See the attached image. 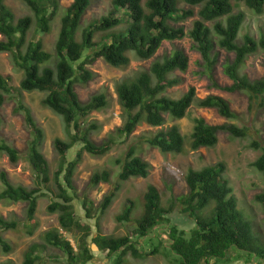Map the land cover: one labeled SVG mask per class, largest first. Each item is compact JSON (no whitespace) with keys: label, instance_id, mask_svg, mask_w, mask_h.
<instances>
[{"label":"trees","instance_id":"16d2710c","mask_svg":"<svg viewBox=\"0 0 264 264\" xmlns=\"http://www.w3.org/2000/svg\"><path fill=\"white\" fill-rule=\"evenodd\" d=\"M22 1L32 15L17 19L5 0H0V35L3 36L0 40V54L8 53L14 67L24 73L18 88L11 85V77L0 74V108L6 95L17 100L15 112L23 113L31 134L27 160L34 172L37 187L29 189L15 186L5 171L0 173V203H26L25 219L0 216V248L3 253H11L13 247L2 234L17 231L23 225L26 234L33 236L38 228L35 221L38 200L51 194L53 198L48 212L58 215L59 227L43 234L44 243H34L28 248L24 264H48L51 259L63 264H88L95 261L91 245L107 253L109 264H127L128 256L144 260L158 254L171 256L173 264H218L231 262L236 253L246 257L243 260L247 264H263L264 240L256 232L254 221L251 224L238 209V200L224 175L222 165L190 169L186 175L187 194L173 198L168 208L162 206L157 188L149 185L143 197L140 216H134L136 205L133 201L116 216L118 223L131 229L130 234L122 237L104 235L101 221L121 190L119 182L147 179L150 175L151 164L139 157L135 148L131 147L124 159L115 161L121 167L117 182H112V173L107 169L95 172L90 178L89 189H95L102 183L110 184V190L98 207L87 196L82 200L87 219L97 220L96 233L90 224L85 225L79 221L74 206L77 197L74 175L82 162L83 153L97 158L104 157L115 143L114 134L101 143L92 139L100 126L96 122H88V117L93 112L107 108L108 100L101 93L93 95L86 103L81 102L76 86L89 84L95 78L94 72L87 66L101 58L114 68L124 69L132 61L131 54L141 61H148L155 57L164 42L189 37L193 40V49L202 57L203 74L209 77L212 85L228 93H247L250 110L253 111L258 104L264 107V79L252 81L241 70L250 56L264 51V36L256 39L248 33L240 40L246 21L245 13L234 11L236 7L233 0H112L115 12L122 11L126 21L116 17L114 12L95 19L84 28L82 40L78 41L81 22L94 0H73L62 17L54 52L56 62L52 67L47 65L54 54L45 50L43 40L38 35L50 33L51 23L59 8L58 1ZM236 1L243 3L258 16L264 13V0ZM197 7L200 9L195 12ZM196 15L200 19L194 21L193 27L186 31L181 24ZM34 23L37 35L29 40V32ZM122 25H126V28L114 31ZM98 33L106 35L100 42H94ZM216 48L235 55L232 62L228 60L224 65L225 74L233 82L230 86L221 87L214 81L213 71L218 61ZM188 66L187 54L177 49L162 61L153 62L148 70L139 72L137 77L135 75V78L117 83L116 94L124 113L123 125L117 129L118 135L129 137L138 127L146 124L159 128L147 138L152 148L164 155L184 154L187 149L185 137L179 126L166 127L169 119L185 118L189 109L196 104L203 109L216 110L226 120H238L240 115L221 96L209 95L200 99L195 88H190L176 99L167 94L170 89L182 83V79L175 75L176 72H186ZM32 92L46 94L42 105L61 116L69 131V142L59 138L54 141L59 155L58 170L54 172V177H51L49 162L42 152L43 129L24 102V93ZM220 132L244 139L250 129L227 123L210 125L204 118H196L190 149L197 151L214 148L218 144ZM77 145L81 149L76 158L69 161V151ZM250 148L261 152L252 166L264 178V141H252ZM0 154L7 155L13 164L21 159L20 151L2 139ZM255 201L264 212V193L257 194ZM213 202L215 206L204 214ZM177 206L194 223L189 234L180 230L169 217ZM62 231L74 237L77 249L61 234ZM143 239L159 242L146 251L141 245ZM48 247L59 250L63 257L50 258L52 256L43 254ZM240 259L241 256L238 257Z\"/></svg>","mask_w":264,"mask_h":264},{"label":"rangeland","instance_id":"374dc122","mask_svg":"<svg viewBox=\"0 0 264 264\" xmlns=\"http://www.w3.org/2000/svg\"><path fill=\"white\" fill-rule=\"evenodd\" d=\"M59 8L57 15L51 23V31L47 34L38 35L43 40L45 50L54 54L55 46L59 37L62 25V17L65 11L71 6L73 0H57ZM6 5L15 13L16 18L31 16L32 12L22 0H5ZM236 7L235 12L242 11L246 15V21L240 34V40L244 35L250 34L256 39L264 36V13L256 15L248 9L243 3L233 0ZM189 8V7H187ZM199 7L195 8V12L199 11ZM53 7H51V11ZM115 13L118 18H123L122 11L115 12L112 0H94L90 9L84 16L80 29L77 33V40H82V32L88 24L104 16ZM200 19L198 15L184 21L183 25L186 31L193 27V22ZM126 25L116 28L114 31L119 32L125 29ZM37 35L36 24L34 23L29 32V40ZM106 34H96L94 42H100ZM3 36L0 35V40ZM193 40L186 37L175 42H164L154 58L148 61H141L131 54L132 59L130 65L124 69H118L110 66L103 59L96 61L87 67L94 72L95 78L89 84H78L76 91L81 102L86 103L93 95L103 93L108 100V107L100 112H93L88 117V122H96L100 129L92 135V139L101 143L109 135H115V143L112 150L104 157H92L88 153H83L82 162L78 166L74 175V185L77 188V197L74 199L76 217L82 224H90L94 230L97 220L87 219L86 212L82 207V200L87 196L95 207H98L103 197L110 190V184L102 183L95 189H89L88 183L91 176L98 171L104 169L110 170L112 173V182L118 181V175L121 167L115 164L117 159H124L128 150L132 147L136 149V153L143 160L149 162L152 166L150 175L147 179L138 178L131 179L127 182L120 183L121 190L118 196L107 210L101 221L102 233L106 236L122 237L131 229L125 228L124 225L116 221V216L123 212L130 201L136 205L134 216L138 217L143 211L144 194L149 185H153L160 193L162 206L168 208L172 199L188 192L186 183V175L190 169L200 170L204 167L222 165L224 167V175L229 180L233 188V194L238 200V209L244 217L252 224L254 221L255 230L264 240V212L261 205L256 203L255 196L264 193V178L253 166V162L257 160L261 152L250 148L251 142L254 140L264 141V107L256 105L253 111L250 110V98L247 93L237 92L228 93L226 91L216 89L207 75L203 74L202 57L193 49ZM182 49L189 58V66L186 72H176V76L182 79V83L170 89L168 95L174 99L181 97L190 88H195L197 97L204 99L209 95H216L229 101L231 108L240 115L238 120H226L221 117L214 109H203L194 104L188 111L185 118L180 120L169 119L166 127L177 125L180 127L185 137L187 149L184 154H162L159 150L152 148L147 143V138L155 134L159 128H152L146 124L138 127L136 131L129 137L119 136L117 129L122 127L124 122V113L116 94V85L120 81L127 78L137 77L139 72L148 70L153 62L162 61L166 56H170L175 50ZM218 53V61L214 67L213 78L221 87L232 85V80L225 74L224 65L229 60L232 62L235 55L221 48H216ZM90 52H87L88 54ZM50 64L47 66L54 67L56 62V54L53 55ZM138 73V74H137ZM241 73L246 75L250 80L264 79V51H260L250 56ZM0 74L4 77H11V85L18 88L24 76V73L17 70L8 53L0 54ZM134 77V78H135ZM46 96L45 93L32 92L24 93V102L32 110L33 116L37 124L43 129L44 143L42 152L49 162L51 169V177L58 170L59 155L55 150L54 141L59 138L69 142V131L63 118L50 109L42 105V100ZM17 100L13 96L6 95L5 102L0 108V139L4 140L11 146L20 151L21 159L18 163L13 164L7 155L0 154V173L5 171L10 182L15 186H24L29 189L36 188V178L32 170L31 164L27 160V146L31 140L30 131L26 125L23 113H16ZM196 118H204L210 125L236 124L239 127L246 126L250 129L249 135L244 139L231 137L228 133L220 132L218 134V144L211 149L202 148L197 151L190 149L191 134L195 126ZM71 132V131H70ZM80 145L75 146L69 151L68 159L72 161L76 158ZM53 179V178H52ZM0 180V191L2 190ZM54 188V187H53ZM52 195L40 197L36 213V227L33 236L26 234L23 225L19 226L17 231H8L3 233V237L12 245V252L4 254L0 248V264H24V256L28 248L34 244L44 243L42 236L45 232L59 227L58 215L48 212V206L52 203ZM213 202L204 214H207L213 207ZM181 207L176 209L169 216L173 224L177 225L180 230H185L188 234L194 227V223L181 213ZM26 203H0V216L13 219L17 217L25 219ZM131 225V224H129ZM131 228V226H130ZM61 231V230H60ZM97 230L95 231V233ZM61 234L71 241L75 249L76 240L70 234L62 231ZM91 242V241H90ZM157 241H141L146 251L150 250L152 245H156ZM91 249L95 255V261L88 264H109L110 259L107 253H103L96 246L91 245ZM50 258L63 257L62 253L54 248L48 247L44 253ZM56 256V257H55ZM241 256L242 259L238 260ZM241 253H236V257L232 258L229 263L218 264H247ZM173 258L168 255L158 254L151 255L147 259H134L127 257V264H173ZM63 262V261H62ZM48 264L56 263L53 259ZM264 264V263H263Z\"/></svg>","mask_w":264,"mask_h":264}]
</instances>
